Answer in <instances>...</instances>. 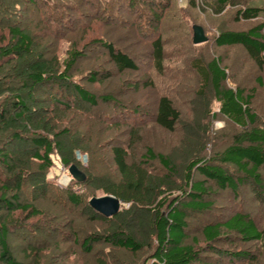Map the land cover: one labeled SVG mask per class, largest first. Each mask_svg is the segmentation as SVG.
<instances>
[{"label":"rangeland","instance_id":"1","mask_svg":"<svg viewBox=\"0 0 264 264\" xmlns=\"http://www.w3.org/2000/svg\"><path fill=\"white\" fill-rule=\"evenodd\" d=\"M215 7L216 0H38L36 4L0 0V51L10 42L9 28L13 26L27 32L37 51L46 58L56 57L61 63L69 51H80L70 77L95 97V104L84 102L72 87L59 84L30 91V111L26 114L35 120L46 119L47 128L35 131L33 127L24 129L19 125L13 127L21 135L16 138L2 120L15 112L12 105L19 87L11 68L15 61L8 62L0 53V152L12 149L21 160L12 174L0 160V183L10 187V198L14 192L17 194L12 186L20 178L19 200L34 205L41 213L24 220V214L18 211H0L9 222L6 241L15 259L22 264L33 262L25 256L30 242L51 245L61 241L60 247L71 255L70 259L75 254L77 258L84 256L77 244L101 225L86 208L88 202L93 197L108 195L103 187L120 178L110 152L113 146L126 148L129 162L141 163L149 177L170 183L163 195L172 198L181 193V175L188 153L202 150L201 156L214 158L216 152L230 144L240 128L218 113L219 102L210 88L199 94L203 86L193 63L206 64L218 58L227 75L223 86L251 96L250 106L256 113L257 124L264 127V65L259 67L239 44L220 46L215 41L221 31H247L264 24V11L252 19L237 18L240 9H264V0H231L220 11ZM193 25L202 27L207 41L192 43ZM157 37L161 38L163 48L160 69L155 67L151 46ZM106 42L129 56L136 69L119 71L102 45ZM162 96L168 97L180 114L172 131L155 122ZM51 129H66L67 135L62 139L73 150L69 165L62 163L57 151L49 156L52 165L48 168L32 158L33 136H46ZM48 138L52 139L50 135ZM148 149L153 156L163 155L168 166L149 156ZM70 165L84 173L83 182L70 176ZM218 165L237 181L236 189L220 188L194 173L195 181H203L209 192L202 197L203 201L210 204L203 211L184 209L186 243L195 247L204 246V226L221 223L237 212L249 215L260 229L264 228L261 191L233 165ZM260 173L264 182V170ZM71 193L77 194L79 204L69 201ZM188 200L184 194L180 201ZM127 208L126 203L120 206V210ZM40 223L52 229L42 233L37 227ZM228 235L212 243L225 253L204 251L203 260L196 264H248L244 259L230 258L228 253L238 251L257 255L258 264H264V244ZM92 252L100 257L110 252L112 260L122 264H142L147 253L145 249L136 254L113 251L103 242L93 243ZM45 253L48 263L56 260L54 251Z\"/></svg>","mask_w":264,"mask_h":264},{"label":"trees","instance_id":"2","mask_svg":"<svg viewBox=\"0 0 264 264\" xmlns=\"http://www.w3.org/2000/svg\"><path fill=\"white\" fill-rule=\"evenodd\" d=\"M24 1L36 4L38 0ZM230 2L231 0H216L215 8L220 11ZM263 11L264 9L259 7L243 8L238 10L237 18L252 19ZM263 29L264 24L247 31H221L215 41L220 46L241 45L248 56L259 67H262L264 65ZM9 35L11 40L7 46L1 48L0 53L7 58L8 62L15 61L11 68L14 69L16 83L19 87L15 92V102L12 105L15 112L6 118L3 117L2 120L14 131V137L21 138L18 130H15L19 125H22L24 129L33 127L35 131L36 129L44 131L47 128L46 119L35 120L26 114L30 111L27 107L31 97L30 91L33 92L38 87L52 84L72 87L82 101L95 104L94 95L74 83L70 77L71 70L81 55L80 51H69L67 57L60 63L56 57L46 58L42 53H39L32 37L23 29L17 26L10 27ZM102 45L105 47L109 59L119 71L136 69L131 58L125 53L116 50L110 43L106 42ZM151 46L155 67L160 69L163 59L161 38L157 37L153 40ZM193 65L202 81L203 87L199 94L203 95L204 89L210 88L219 102L218 113L240 128V131L232 137L230 144L216 152L214 158L201 156L202 150L188 153L190 156L184 162L181 175L183 183L179 187L181 193L172 198L163 195V191L171 185L170 183H164L162 179V182H159V180L149 177L141 163L129 162L126 148L113 146L110 152L120 178L105 185L103 189L106 194L116 197L122 204H128L129 208L120 210L112 217H105L90 208L88 203L86 208L101 225L97 232L90 233L77 244L84 256L77 258L75 254V258L70 259L71 255L60 247L61 241L56 240L57 242L51 245L30 242L25 249V256L33 259L31 264H122L118 260H112L113 256L110 252H107L105 257H100L97 253L92 252V244L96 242L105 243L113 251L120 250L130 254H136L145 249L147 253L142 259V264L201 263L204 251L216 250L225 253V251L216 249L212 243L222 237H228L230 233L238 235L244 241L264 244V228L260 229L253 218L241 212L233 214L221 223L204 226L202 229L205 237L204 246L195 247L186 243L187 222L184 209L203 211L210 207V204L202 199L209 192L203 181H195V172L202 175L204 179L213 181L220 188L235 190L237 181H234L218 165L231 164L251 180L264 196V182L260 173L261 170H264V127L257 124L256 113L250 106L251 96L245 95L244 91L240 89L223 86L227 75L218 58H213L206 64L195 62ZM91 79L94 80V78ZM26 90L29 95L24 96ZM103 99L108 100L109 98L104 97ZM62 105L68 107L66 104ZM179 118L180 114L173 106L172 101L166 96L160 97L155 113V122L161 128L172 131ZM47 135H50L52 139H49ZM64 135H67L66 129L57 131L51 129L46 133V136L36 133L32 139L35 145L32 158L41 162L44 168H48L52 165L49 156L57 151L62 156V163L69 165L73 150L69 149L70 143L62 139ZM0 153L2 155L0 160L8 169V173H15L21 161L18 154L12 149ZM147 154L168 166L163 155L153 156L150 149L147 150ZM168 168L167 171L170 170V167ZM21 185L22 182L19 178L12 186L17 194L14 192L9 198L10 187L5 182L0 183V211L3 209L8 213L18 211L20 214H24V220L40 216V211L34 205L22 203L19 200L18 191H20ZM184 194L189 200L182 203L180 200ZM68 199L73 205L79 204V197L76 193L69 194ZM8 223L0 214V261L3 264H22L10 254L6 241L9 232ZM40 224L37 227L42 233L52 229L47 224ZM49 250L56 253V256L54 255L56 260L53 263L47 261L48 256L45 252ZM228 254L233 261L244 259L248 264H258L259 257L251 255L249 252L238 251Z\"/></svg>","mask_w":264,"mask_h":264},{"label":"water","instance_id":"3","mask_svg":"<svg viewBox=\"0 0 264 264\" xmlns=\"http://www.w3.org/2000/svg\"><path fill=\"white\" fill-rule=\"evenodd\" d=\"M192 43L200 44L207 41V37L201 26L193 25ZM70 176L77 182H83L85 180L84 173L79 170L75 165H70L68 168ZM89 206L94 211L100 213L105 217H112L120 211L122 202L112 195H106L102 197H93L89 200Z\"/></svg>","mask_w":264,"mask_h":264}]
</instances>
